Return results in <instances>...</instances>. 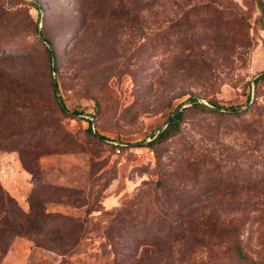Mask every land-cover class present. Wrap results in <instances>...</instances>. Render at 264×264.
<instances>
[{
  "label": "rangeland",
  "instance_id": "obj_1",
  "mask_svg": "<svg viewBox=\"0 0 264 264\" xmlns=\"http://www.w3.org/2000/svg\"><path fill=\"white\" fill-rule=\"evenodd\" d=\"M263 73L264 0H0V264H264Z\"/></svg>",
  "mask_w": 264,
  "mask_h": 264
},
{
  "label": "trees",
  "instance_id": "obj_2",
  "mask_svg": "<svg viewBox=\"0 0 264 264\" xmlns=\"http://www.w3.org/2000/svg\"><path fill=\"white\" fill-rule=\"evenodd\" d=\"M38 9V8H37ZM258 81H264V73L261 74L260 76H258L255 79V83ZM192 105L196 108H200V109H206L202 104L198 103L196 100H192ZM213 106H215L216 108H218V106L211 104ZM226 110H229L230 112H235L237 111L235 107H227ZM182 111L180 110L179 112L175 113V111L172 113V115L170 116V118L168 119V122L166 123V127L160 131V133L157 135V137L155 138V140H153L154 142H163L165 140H167L168 138H170L179 128V124L180 121L182 119ZM81 113V112H79ZM90 124V123H89ZM88 132H91V127L90 125L88 126ZM102 139V137H100ZM1 193V192H0ZM50 221V215L47 213H40L37 215V217H35L26 228L22 229H16L15 228V232L18 233H30V232H34V233H43L45 234L46 231H43V226H45L46 224H48Z\"/></svg>",
  "mask_w": 264,
  "mask_h": 264
},
{
  "label": "water",
  "instance_id": "obj_3",
  "mask_svg": "<svg viewBox=\"0 0 264 264\" xmlns=\"http://www.w3.org/2000/svg\"><path fill=\"white\" fill-rule=\"evenodd\" d=\"M181 109H178V110H176V112L175 113H177V112H179ZM160 132H158V134H159Z\"/></svg>",
  "mask_w": 264,
  "mask_h": 264
}]
</instances>
